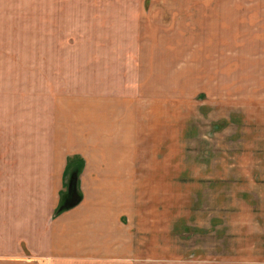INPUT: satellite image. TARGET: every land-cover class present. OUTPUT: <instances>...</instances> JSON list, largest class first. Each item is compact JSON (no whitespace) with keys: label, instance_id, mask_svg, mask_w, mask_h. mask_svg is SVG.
Returning <instances> with one entry per match:
<instances>
[{"label":"rangeland","instance_id":"1","mask_svg":"<svg viewBox=\"0 0 264 264\" xmlns=\"http://www.w3.org/2000/svg\"><path fill=\"white\" fill-rule=\"evenodd\" d=\"M100 119L122 122L126 140L164 156L139 180L153 190L137 194L154 264H178L185 241L195 248L202 176L223 182L228 167L248 169L235 176L240 192L204 191L198 214L239 193L252 204V228L262 224L253 211L264 217V0H0V167L9 154L85 149ZM72 161L54 219L82 199L84 162ZM224 231L198 239L200 252L219 243L220 260L237 257L242 240ZM249 239L251 262L264 263V242ZM142 256L139 264H151Z\"/></svg>","mask_w":264,"mask_h":264},{"label":"crops","instance_id":"2","mask_svg":"<svg viewBox=\"0 0 264 264\" xmlns=\"http://www.w3.org/2000/svg\"><path fill=\"white\" fill-rule=\"evenodd\" d=\"M112 121L107 126L108 121L99 120L98 135L84 143L85 149L80 148L81 143H74L72 151L52 152L48 158L20 154L18 160H12L9 154L0 167V175L3 176L0 180V257L4 258L0 261L13 264H139L141 254L154 264V242H148V228L140 225L138 220L140 204L137 194L140 188L153 190L152 185L143 182L140 185L139 180L151 178L158 155L149 150L148 145L139 146L135 136L130 135L126 140L122 122ZM71 158L73 163L79 159L84 162L79 177L82 199L78 205L54 219L60 193L66 191L65 176L71 178L75 174L71 167L67 169ZM236 166L228 167V176L223 182L202 176L201 183H198L200 190L206 192L211 188L213 191L215 185L217 197L220 186L240 192L234 182L235 176L248 175L250 171L243 169L244 166ZM238 170L240 172H236ZM260 174L263 178L264 172ZM248 180L245 191H251L256 181L252 177ZM204 191H199L200 195L195 197V217L192 216L195 248L185 241V254L178 264H264L251 262L249 254V238L264 242V217L261 213L253 211V215L263 223L254 220L252 228V204L249 199H238L237 193V197L232 195L230 200H225L223 207H210V215V212L198 214L202 207L198 203L207 196ZM146 202L143 201V208L148 206ZM220 209L225 212V220ZM42 223L45 227L40 226ZM10 226L16 229L13 230L15 235L6 230ZM222 226L227 231L224 238L237 235L242 240L239 244L242 251L237 257L224 255L226 259L220 260L219 243L215 244L213 253L200 252L204 244L197 240H219L218 235H223L220 232ZM140 240H143L141 244ZM170 262L168 258V262L162 264Z\"/></svg>","mask_w":264,"mask_h":264}]
</instances>
